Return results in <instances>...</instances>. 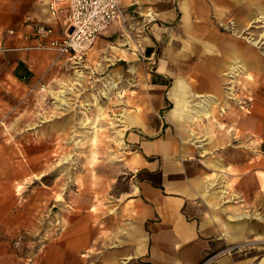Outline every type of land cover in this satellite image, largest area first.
Returning a JSON list of instances; mask_svg holds the SVG:
<instances>
[{
    "label": "crops",
    "instance_id": "obj_1",
    "mask_svg": "<svg viewBox=\"0 0 264 264\" xmlns=\"http://www.w3.org/2000/svg\"><path fill=\"white\" fill-rule=\"evenodd\" d=\"M51 3L0 0V97L7 98L10 82L50 97L67 83L57 98L65 96L68 105V93L86 77L110 81L102 92L110 100L98 111L116 116L113 125L126 136L118 140L132 150L118 166L130 176V192L120 202L76 203L67 194L58 200L54 182L42 219L39 205L20 189L32 175H42V146L55 143L57 125L50 121L39 129L48 136H34L37 153L27 165L10 155L0 126V264H247L214 253L224 249L225 237L264 236V225L243 220L245 215L228 221L213 178L220 170L235 172L242 194L250 188L261 193L264 158L249 165L248 146L229 148L233 135L213 128L234 124L242 141L251 133L264 143V31L257 38L248 32L264 27V0H120L126 22L111 23L80 61L38 48L30 33L32 25H43L63 36L65 15L54 16ZM133 17L150 23L140 37L142 50ZM219 21L230 22L233 32L223 31ZM153 63L155 73H148L146 65ZM240 73L256 77L257 105L252 111L240 106L244 112L237 116L236 109L234 119L228 96ZM224 103L231 107L225 115L219 111ZM40 221H47L46 233Z\"/></svg>",
    "mask_w": 264,
    "mask_h": 264
},
{
    "label": "rangeland",
    "instance_id": "obj_2",
    "mask_svg": "<svg viewBox=\"0 0 264 264\" xmlns=\"http://www.w3.org/2000/svg\"><path fill=\"white\" fill-rule=\"evenodd\" d=\"M115 21L126 22L121 8L119 17L113 22ZM132 23L134 24H131V26L135 25L137 30L135 31L136 45H141L140 49L142 50L140 37L149 32L148 26L150 23L138 17H133ZM218 25L223 31L233 32L230 22L225 24V22L219 21ZM226 25H228V28L225 27ZM261 31H264V27L260 28L259 31H256L254 27H250L248 30L255 38L261 35ZM260 49L264 50V44ZM142 53L143 51L138 55L144 60ZM155 66L156 63L146 65V71L155 73ZM97 76L101 78L105 74L99 71ZM253 78L256 77L250 78V75L240 73L234 84H232L234 85V96H228V101L234 102L232 106L235 109L234 107L231 109L233 110L231 115L234 119L237 113V116H239L244 112L243 109H240V106L250 111L256 108L257 97L252 85ZM104 79L101 78L95 82L93 79L88 80V77H86L84 83L75 84L79 87V90L74 89L68 93V105L63 102L65 96L61 97L62 99L57 98L59 91L67 83L58 86L55 90L57 92L50 97L49 91H42L43 93L38 95L26 90L24 86H15L13 82H10L7 98L0 97V126H2L5 133H3V136L9 138L10 155L15 160H19L15 162L30 164L33 154L37 153L34 149V136L47 137V132L42 129L39 133V129L50 121L57 125L52 132V137L56 139L55 143L42 146L41 153L45 154L40 162L42 175L40 177H33L32 175L31 178L25 181L24 188L20 189L26 193L27 199L39 205V216L42 219H47L49 214V186L53 185L54 182L58 185V200H64L66 194L69 197L68 199L76 203L81 199L94 202L99 200L105 203L120 202L127 199L126 193L130 192V176L119 173L118 166L123 164L125 155L132 150L127 147L126 142L123 144L120 142L126 136H124L125 134L119 135L117 132L118 126L113 125L116 116H112V113L108 110L105 112L98 111L99 107L107 105L110 100L102 96V92L107 89V84L110 82ZM107 79L109 78L107 77ZM63 94L65 95L64 92ZM230 108L225 103L219 104L221 114L230 113ZM236 109L238 112L235 114ZM213 132L215 134L216 132L231 133L234 140L229 148L233 150L239 151L241 148L245 149L248 146L247 148L250 151L248 155L249 165H252L251 163L254 161L256 162L258 158H264V143L260 141L257 144L254 141L256 135L248 133L250 139L242 141L240 139L241 129L234 124L232 128H213ZM119 136H121L120 140H118ZM252 137L254 139H251ZM50 168L56 170H53V173L50 174ZM114 168L117 169L114 171ZM230 173L220 170L219 175L216 177L215 174L213 178L216 180L214 188L220 189L218 203L221 202L223 208L227 207V210L224 211V217L235 223L239 222L240 219L233 218V216L245 215L242 218L243 220L264 225V218L263 220L258 218L264 211V189L261 193H258L256 188L254 190L250 188L248 194L245 192L242 194L238 187L239 178H237L235 172L232 175H227ZM251 173L253 171L250 166V185L253 178ZM259 174L261 176L260 185L264 188V173ZM33 178H35V181ZM17 186L20 187L19 184ZM34 187L37 189L32 192ZM18 193L20 192L18 191ZM29 195H33L34 198ZM256 200H260V202H256ZM40 222L42 233H46L47 221ZM229 232L230 230L228 234ZM225 239L227 243L224 249L214 253L216 257L229 256L240 261H246L247 264H264V236L240 239L234 235L233 240L229 237H225Z\"/></svg>",
    "mask_w": 264,
    "mask_h": 264
},
{
    "label": "built area",
    "instance_id": "obj_3",
    "mask_svg": "<svg viewBox=\"0 0 264 264\" xmlns=\"http://www.w3.org/2000/svg\"><path fill=\"white\" fill-rule=\"evenodd\" d=\"M54 16L64 14L66 25L62 37H55L52 28L32 25L30 33L38 40V48L54 50L83 60L96 38L120 14V0H52Z\"/></svg>",
    "mask_w": 264,
    "mask_h": 264
},
{
    "label": "bare ground",
    "instance_id": "obj_4",
    "mask_svg": "<svg viewBox=\"0 0 264 264\" xmlns=\"http://www.w3.org/2000/svg\"><path fill=\"white\" fill-rule=\"evenodd\" d=\"M82 73V72H81ZM77 76H79V75H77ZM82 76V75H81ZM112 85V84H111ZM103 94H106V92H104ZM62 99V98H61ZM209 103V102H208ZM200 105V104H199ZM196 106V105H195ZM190 107V106H189ZM192 108H194V107H192ZM198 108V107H197ZM205 108V107H204ZM190 111V110H189ZM204 111V110H203ZM206 111V110H205Z\"/></svg>",
    "mask_w": 264,
    "mask_h": 264
}]
</instances>
